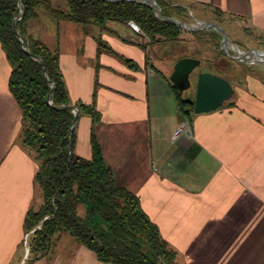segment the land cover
<instances>
[{"label":"crops","instance_id":"1","mask_svg":"<svg viewBox=\"0 0 264 264\" xmlns=\"http://www.w3.org/2000/svg\"><path fill=\"white\" fill-rule=\"evenodd\" d=\"M159 1L175 21H182L184 10L198 23L230 33L240 25L264 33V0ZM49 22L56 48L39 41L58 52L69 99L94 104L98 114L94 124L89 116L76 122L75 154L91 158L93 133L116 184L138 197L178 264H264V79L235 89L230 104L182 117L170 81L180 57L152 64L171 43L144 50L138 45L143 33L129 23L108 22L102 30ZM250 50L264 53V44ZM10 74L0 47V264H105L61 236L48 256L33 262L26 257L25 218L42 204L40 163L22 145ZM193 97L194 91L187 95ZM182 123L189 130L173 138Z\"/></svg>","mask_w":264,"mask_h":264},{"label":"trees","instance_id":"2","mask_svg":"<svg viewBox=\"0 0 264 264\" xmlns=\"http://www.w3.org/2000/svg\"><path fill=\"white\" fill-rule=\"evenodd\" d=\"M65 2L67 11L55 6L54 0H23L24 7L20 0H0V47L11 67L8 89L21 112L22 145L40 163L37 180L42 204L28 211L24 224L25 233L30 234L28 260L33 262L48 256L57 239L68 232L105 264H178L176 251L142 211L138 197L116 184L93 133L91 158L75 154V127L71 140L69 137L75 115L69 107H77L80 116L91 117L93 124L98 114L94 104L71 102L60 71L58 52L31 37L27 28L31 20L39 17L40 11L58 22L93 25L102 30L108 22H133L143 33L138 45L144 50L152 44L181 43L183 29L157 17L154 8L143 3ZM156 2L160 15L172 18L162 3ZM22 11L24 16L18 20ZM181 12L187 15V11ZM201 34L193 33L195 37ZM145 38L148 41L144 43ZM98 45L99 49L106 48L99 41ZM35 58H40L43 64ZM171 92L181 116L189 117L193 112L192 99L187 101V96L173 84ZM81 209L83 215L79 214ZM38 226L40 229H36Z\"/></svg>","mask_w":264,"mask_h":264},{"label":"rangeland","instance_id":"3","mask_svg":"<svg viewBox=\"0 0 264 264\" xmlns=\"http://www.w3.org/2000/svg\"><path fill=\"white\" fill-rule=\"evenodd\" d=\"M54 3L59 9L67 11L65 0H54ZM154 11L156 15L157 12L155 9ZM51 19L53 18H51L47 12L40 11L38 19L31 20L27 30L29 35L34 39L44 41L49 46L55 47L58 38H56L57 35L53 31L55 29L49 25V20L51 21ZM172 19L175 20L174 18ZM180 23L186 27H180L183 29L180 35L181 43H171V47L167 48L162 56L158 55L156 60L152 59V64L155 66H164V63L167 64V62H170V60L176 56L177 58H195L200 60L201 64L193 71L191 75L192 80L196 73L207 72L228 80L232 87L238 91L247 89L249 81H252V79H264V62L257 61L256 59L251 62L252 58L239 57L238 55L239 51L242 53L247 52L249 48L260 47V44H264V33L259 32L251 26H245L247 29H243L241 25L239 31L236 30L235 33H230L228 30L226 31L224 27L218 25L223 28L227 36L226 48L228 52L226 54L222 50V34L220 31L203 29L200 24L188 14L182 16V21ZM80 25L83 26L82 24ZM190 31L200 32L202 34L200 37H195L188 33ZM99 42L105 46L103 41L100 40ZM50 49L54 50L53 48ZM102 50L103 48H101V51ZM221 50L223 53H220ZM230 56L239 58H231ZM193 91L194 85L191 89L185 91L184 95L193 96ZM234 96L235 95H233L229 101H231ZM61 238L62 240L74 239L68 232L63 233ZM28 240L29 237L27 239L29 245Z\"/></svg>","mask_w":264,"mask_h":264},{"label":"water","instance_id":"4","mask_svg":"<svg viewBox=\"0 0 264 264\" xmlns=\"http://www.w3.org/2000/svg\"><path fill=\"white\" fill-rule=\"evenodd\" d=\"M108 1L110 2H116V1L137 2V3L151 5L156 10L157 17L162 18L166 21L173 22L179 27L186 28L179 21H175L169 17L168 18L162 17L160 15V8L155 0H108ZM20 3H21V6L24 7L23 0H20ZM23 16H24V11H22L21 17L18 20H21ZM15 24L16 22L13 23V29H15ZM199 24L203 29H212V30L220 31V33L222 34L221 35L222 36V50L227 54L228 52L226 48L227 36L225 32L223 31V29L220 26L211 24V23H199ZM16 35L18 36L20 42L22 43V38L19 36L17 32H16ZM23 49L24 51L27 52L25 48ZM253 54L261 55L262 57H264V53L261 51H257V50H250V51L244 52L242 55H239V57L241 56V57L249 58V56ZM230 57L239 58V57H232V56ZM36 60H38L41 64H43L40 58H37ZM200 64H201L200 60L195 59V58H190V57H183L176 61V63L174 64L173 72L170 76V81L180 91V93H184L185 91L192 88L194 83H193V80L191 79V75L193 71ZM44 76L46 77L45 71H44ZM194 78L196 79L195 85H194V97L192 99L194 114L208 113V112L217 110L221 108L226 102H228L235 94V89L232 87L230 82L215 74H211L207 72H199L196 76H194ZM52 90H54L53 84H52ZM186 100L190 101V99H186ZM69 108L72 109L75 115L74 121L69 130V137L71 140L72 130L76 122L80 118V111L77 107H74V106H71ZM36 229H40V226H38ZM28 254H29V245L26 246V253H25L26 257L28 256Z\"/></svg>","mask_w":264,"mask_h":264},{"label":"built area","instance_id":"5","mask_svg":"<svg viewBox=\"0 0 264 264\" xmlns=\"http://www.w3.org/2000/svg\"><path fill=\"white\" fill-rule=\"evenodd\" d=\"M129 24L134 27L136 29V31L141 32V30L133 23V22H129ZM189 130V125L187 123H182L179 125V127L176 129V131L174 132L173 138H175L176 136H178L179 134L183 133L184 131ZM30 234L26 235V240L28 239ZM26 244L28 245V242L26 241Z\"/></svg>","mask_w":264,"mask_h":264},{"label":"bare ground","instance_id":"6","mask_svg":"<svg viewBox=\"0 0 264 264\" xmlns=\"http://www.w3.org/2000/svg\"><path fill=\"white\" fill-rule=\"evenodd\" d=\"M233 48V47H232ZM244 53V52H243ZM242 52H238V55H242L243 54ZM249 58L251 59V62H253V60H257V61H260V62H264V57H262L261 55H255V54H253V55H250L249 56Z\"/></svg>","mask_w":264,"mask_h":264}]
</instances>
